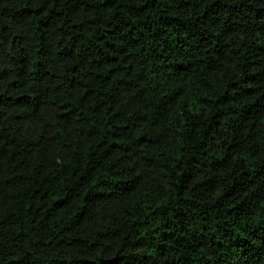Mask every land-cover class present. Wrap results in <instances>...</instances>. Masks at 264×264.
<instances>
[{
  "label": "trees",
  "instance_id": "1",
  "mask_svg": "<svg viewBox=\"0 0 264 264\" xmlns=\"http://www.w3.org/2000/svg\"><path fill=\"white\" fill-rule=\"evenodd\" d=\"M0 264H264V0H0Z\"/></svg>",
  "mask_w": 264,
  "mask_h": 264
}]
</instances>
